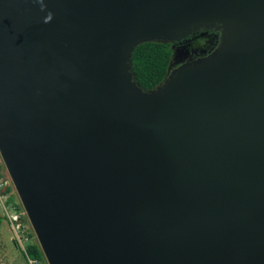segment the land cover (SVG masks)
<instances>
[{"label":"water","instance_id":"95a60500","mask_svg":"<svg viewBox=\"0 0 264 264\" xmlns=\"http://www.w3.org/2000/svg\"><path fill=\"white\" fill-rule=\"evenodd\" d=\"M0 157L47 264H264V0H0Z\"/></svg>","mask_w":264,"mask_h":264},{"label":"rangeland","instance_id":"374dc122","mask_svg":"<svg viewBox=\"0 0 264 264\" xmlns=\"http://www.w3.org/2000/svg\"><path fill=\"white\" fill-rule=\"evenodd\" d=\"M193 27L196 29L187 32L175 40L165 41L159 38L151 39V42L169 44L172 50V57L165 79H168L172 72L182 63L209 56L219 47L221 32L215 30L219 28L218 25L212 26L213 28H204L198 25ZM161 84H163V82ZM160 87L161 86L155 88V90H158ZM11 216H17V223L19 224L18 230L13 229L11 226ZM0 221H2L0 224V261L5 260L8 261L9 264H29L24 253V248L29 243L37 245L38 247L39 244L1 157ZM26 234H28L30 238L27 237ZM45 264H47L46 261Z\"/></svg>","mask_w":264,"mask_h":264},{"label":"trees","instance_id":"16d2710c","mask_svg":"<svg viewBox=\"0 0 264 264\" xmlns=\"http://www.w3.org/2000/svg\"><path fill=\"white\" fill-rule=\"evenodd\" d=\"M172 57L170 45L162 42H144L132 50L131 72L139 87L152 90L163 82L167 75ZM27 237L28 234H26ZM27 259L34 260L36 264H45L40 248L32 243L24 248Z\"/></svg>","mask_w":264,"mask_h":264},{"label":"built area","instance_id":"2783aa9c","mask_svg":"<svg viewBox=\"0 0 264 264\" xmlns=\"http://www.w3.org/2000/svg\"><path fill=\"white\" fill-rule=\"evenodd\" d=\"M10 224L13 227V229L18 230L19 229V224L17 223V216H11L10 217ZM29 264H36L34 260L27 259Z\"/></svg>","mask_w":264,"mask_h":264},{"label":"crops","instance_id":"0c3cea01","mask_svg":"<svg viewBox=\"0 0 264 264\" xmlns=\"http://www.w3.org/2000/svg\"><path fill=\"white\" fill-rule=\"evenodd\" d=\"M4 220H5V219H4ZM1 222H2V221H0V224H1ZM8 224H9V222H8ZM0 264H9V263H8V261L1 260V261H0Z\"/></svg>","mask_w":264,"mask_h":264}]
</instances>
